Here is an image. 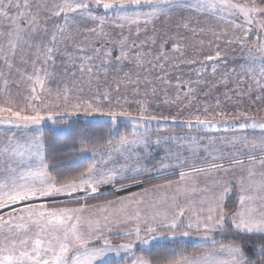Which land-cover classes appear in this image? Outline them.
<instances>
[{"label": "snow or ice", "instance_id": "1", "mask_svg": "<svg viewBox=\"0 0 264 264\" xmlns=\"http://www.w3.org/2000/svg\"><path fill=\"white\" fill-rule=\"evenodd\" d=\"M230 77L248 98L232 111L208 99ZM45 120L81 167L47 159ZM169 122L188 131L153 138ZM0 125V264H264V0H0ZM170 168L178 180L80 203ZM60 196L79 206H52ZM193 235L203 251H137Z\"/></svg>", "mask_w": 264, "mask_h": 264}, {"label": "rangeland", "instance_id": "2", "mask_svg": "<svg viewBox=\"0 0 264 264\" xmlns=\"http://www.w3.org/2000/svg\"><path fill=\"white\" fill-rule=\"evenodd\" d=\"M199 20L201 21V23H202V25H206V24H212V25H216V24H219V28L217 29V30H220L221 28H223L224 27V24L222 23V22H218L214 17H210V16H208V15H201V16H199ZM204 39H205V41H206V43H205V47H204V49H203V51H204V54L205 55H207V54H214L213 53V48L215 47V44H216V41L214 40V38L211 36V35H208L207 37H204ZM228 39V37H222V39H221V41L219 42L220 43V49L222 50V51H229V52H231L232 51V49H226V46H225V42H226V40ZM207 40H213V48H209L208 46H207ZM235 51H239V48H238V46L234 49ZM199 59H203V56H201V57H199ZM219 67H225V68H227V67H229V69H231V68H233V67H238V65H234L233 64V62H232V59H231V56L229 57V60H228V62H227V64L225 65L223 62L221 63V65H219ZM228 69V70H229ZM211 70V62H209L208 63V72ZM185 71H187V69H185ZM224 71H226V69L224 70ZM223 71V72H224ZM229 82H235V80L232 78V77H230L229 78V80H228ZM237 84V83H236ZM237 87H239L240 86V88L242 87V88H247V84L245 83V84H243V85H236ZM237 93H238V91H226L225 93L223 92V93H217L216 92V94L214 93V92H212V94H211V96L208 98L209 99V101L210 100H213V98H217V97H219V99L221 100V102L225 105V107H226V109L228 110V111H232L233 110V107H232V102L233 101H236V100H241L242 99V102H243V104L244 105H247L248 104V98L247 97H243V98H241V97H239L238 95H237ZM225 94H227V96H230V97H232V99L231 100H228L227 99V96L225 95ZM223 100V101H222ZM212 102V101H211ZM215 102V100L212 102V103H214ZM80 118H83V116H81ZM73 119H75V118H73ZM9 126H7V125H0V132H3L4 131V129H6V128H8ZM160 127H162V126H157L155 123L152 125V128H151V132L152 133H156V131H157V128H160ZM45 129L46 130H48L49 132H51V133H53V134H57V133H62L61 131H60V126L59 125H53L52 124V122L51 121H48V120H45V121H43L42 122V125L40 126V130L43 132V134H44V131H45ZM153 129H155V130H153ZM162 129V128H161ZM14 132H16L17 133V135L18 136H21V137H24V136H26V135H31V133L30 132H26V131H24L23 129H12ZM252 130H249V132H251ZM208 133H211V135H212V133H214V134H230L228 131H225V130H223V129H221V130H219V131H208ZM70 161L72 160V161H80L81 160V157L80 156H74V157H72L71 159H69ZM152 177H153V175H151ZM137 179H148L147 177H137ZM152 179V178H151ZM148 180H150V179H148ZM119 183H123V184H129L130 183V181H127V180H123V181H118V184ZM109 186V187H108ZM118 186V185H117ZM102 188H106L105 190H101ZM112 192H117L114 188H113V186L112 185H106V186H101V188H100V195H104V194H108V193H112ZM97 196H99V195H97ZM96 196H94L93 198H95ZM108 197H106V198H102V199H97V200H94V201H89V202H87V201H80V202H82V203H87V204H90V203H95V202H98V201H103V200H106ZM56 199V201H57V203L55 204V205H52V206H55V207H78L79 205L77 204V203H75V202H68L67 201V198L66 197H62V196H60V197H56L55 198ZM88 200V199H87ZM66 203H68V204H66ZM58 204V205H57ZM84 215L85 216H91L92 218H93V214L92 213H84ZM96 218H98V217H96ZM95 219V218H94ZM112 239V241H113V243H119V242H121V238H111ZM176 241H183V242H187V241H193V242H200L196 237H195V235H193V236H191V237H177L176 239H175V241H170L167 237H165V238H162V239H159V240H156V241H152L149 245H144V246H138L137 247V251L139 252V250H140V247H144L145 249H148V248H150V249H152L153 247H155V246H157L158 244H163L164 242H166V244H171V243H173V242H176ZM178 248V247H177Z\"/></svg>", "mask_w": 264, "mask_h": 264}, {"label": "trees", "instance_id": "3", "mask_svg": "<svg viewBox=\"0 0 264 264\" xmlns=\"http://www.w3.org/2000/svg\"><path fill=\"white\" fill-rule=\"evenodd\" d=\"M221 65V64H220ZM228 70L229 67L225 68V67H219V71L217 72V77L220 76L221 73H223L224 70ZM230 70V69H229ZM209 74L211 73V70L208 72ZM236 82H227L225 83H219L216 85L215 89L213 90V92L216 94L217 93H225L226 91H233L235 90L236 86ZM240 87V86H239ZM201 99H204L203 97ZM216 98H213V100H210V102L214 101ZM223 101V100H222ZM157 111H159V109H157ZM81 120H83V118H80ZM166 125V124H165ZM164 126V125H163ZM165 129H169V130H184V128L182 126H169L166 125ZM160 131V130H158ZM44 137H45V153H46V157L49 161H52L53 156H55V162L65 168H79L81 167V163L80 161H70L69 159H71L74 156H77L76 153L72 152V150L70 148H64V141H65V137L63 135V133H51L48 130L45 129L44 131ZM88 161L84 160L83 164H86ZM109 187V186H108ZM106 188H102L101 190H105ZM130 189V187L128 188V190ZM127 190V189H125ZM125 190H120L119 192L125 191ZM117 192H112V193H108V194H104V195H99L96 196L95 198H89L87 201H94L97 199H102L111 195H115ZM234 201H235V196L232 195L230 196V198L228 199V204L230 207H232L234 205ZM219 236V234H217ZM229 239L231 237H228ZM250 246V242H247ZM211 245H208V247H210ZM178 247V248H177ZM204 245H202L200 242H193V241H187V242H183V241H176L173 242L171 244H166V242H164L163 244H158L157 246L153 247L152 253L155 254L159 251H163V250H168L169 254L171 255L173 251L178 250V249H186L187 252H194V251H203L204 250ZM147 254V253H146ZM113 261H115V259H113Z\"/></svg>", "mask_w": 264, "mask_h": 264}, {"label": "crops", "instance_id": "4", "mask_svg": "<svg viewBox=\"0 0 264 264\" xmlns=\"http://www.w3.org/2000/svg\"><path fill=\"white\" fill-rule=\"evenodd\" d=\"M239 88L240 87H236L235 90H233V91H239ZM166 125H169V126H171V125L172 126H175V125L182 126L184 128V130H169V129L166 130L165 129V126ZM166 125H164V126H162L160 128H157L156 133L155 132L152 133L153 138H155L158 135H160V136L165 135L166 133L183 134L186 131H188L187 128H185L183 125H181L179 123L172 124V123L169 122ZM153 130H155V129H153ZM158 130H160V131H158ZM191 131L192 132H195L197 130L195 128H193V129H191ZM208 134L211 135V133H208ZM212 135L225 136V135H228V134H223L222 135V134H214V133H212ZM160 155L162 156L163 155V152H160ZM157 159H158V157H157ZM185 170H187V169H185ZM179 171L180 170L178 168L177 169H171L170 168V169H167L163 175H160V174H157V173H152L151 175H153V178L150 179V180H148L147 183L140 184L139 186H135V185L130 186V189L129 190H128V188H129L128 187L127 190H125V191H122V192H119L118 191V193H116L115 195L108 196V198L106 200L98 201V202H95V203H90L88 205L99 204V203H102V202L107 201V200H116L117 197L127 196L130 193H138V192H141L144 188L151 187L152 184L163 183L165 180H178L179 179ZM158 176H159V178H156ZM199 181H200V187H203L204 178L202 176L199 178ZM165 194L170 196L172 194V190H161L160 192L149 193L144 198L146 200H152V199H154L156 197L163 196ZM232 195L235 196V201H234V205H235V203L237 202V199H238V194L234 191L233 193H230V196H232ZM192 199L195 200V201H198L200 199V194L199 193H194L193 196H192ZM87 202H89V201H87ZM80 203H82V202H80ZM66 204H68V203H66ZM118 207H119V205H114L113 206V208H118ZM86 213H92L93 214V218L99 217L101 215L100 210H96V209H93V210H91V212H86ZM103 214L104 215H107L108 212H104ZM110 238H113L114 239V238H120V237L117 236L115 234V232H114L111 235ZM111 259H116V258L115 257H112Z\"/></svg>", "mask_w": 264, "mask_h": 264}]
</instances>
